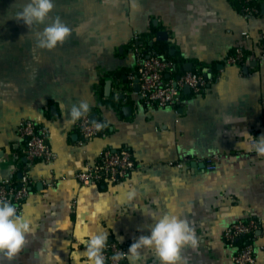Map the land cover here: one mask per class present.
I'll use <instances>...</instances> for the list:
<instances>
[{"label":"crops","instance_id":"0c3cea01","mask_svg":"<svg viewBox=\"0 0 264 264\" xmlns=\"http://www.w3.org/2000/svg\"><path fill=\"white\" fill-rule=\"evenodd\" d=\"M25 3L0 0V182L17 180L22 170L32 180L21 215L33 231L11 264H86L77 237L95 231L121 244L131 264L128 248L148 234L150 212L192 226L198 244L181 249L187 264H236L223 232L253 218L254 264H264V154L256 151L264 137V0L251 15L232 0H54L44 24L31 27L14 18ZM57 16L71 36L52 50L39 48L37 34ZM136 35L147 48L169 45L174 62L166 77L190 64L207 85L196 95L184 87L175 106H147L136 90ZM237 46L245 59L228 63ZM82 102V113L101 120L103 131L79 142L71 110ZM24 119L45 129L51 160L27 166L18 131ZM119 148L135 164L126 177L77 181L104 149ZM138 264L160 260L145 248Z\"/></svg>","mask_w":264,"mask_h":264},{"label":"built area","instance_id":"2783aa9c","mask_svg":"<svg viewBox=\"0 0 264 264\" xmlns=\"http://www.w3.org/2000/svg\"><path fill=\"white\" fill-rule=\"evenodd\" d=\"M241 4L244 14L255 13L260 0H234ZM245 37H248L244 33ZM131 48L136 57V68L134 76L137 79L138 94L143 102L150 107L162 108L177 105L184 97L183 88L187 86L191 94H199L207 85L202 75L197 70H186L177 76H168L172 68V62L159 56L152 48H147L141 38L136 35L131 41ZM245 49L237 46L233 53L226 57L228 63H241L245 59ZM259 58L264 59V54ZM122 89V84H119ZM77 126L83 142L86 139L97 136L100 130L98 121H91L88 114L82 113ZM19 135L23 138L21 153L28 160L27 166L35 159L45 161L53 158V153L46 141L45 129L29 119L22 120L18 125ZM182 166V163L177 164ZM134 160L131 152L126 148L117 150L104 149L93 163H87L79 170L75 178L80 184H95L99 182L114 183L127 176L134 169ZM207 168L213 169L214 164L209 163ZM17 184L12 180L5 179L0 182V202L8 201L14 203L17 211L21 214L22 204L29 193L32 180L26 170L20 171ZM259 223L249 218L247 220H235L229 224L224 232L223 238L226 244L234 247L235 253L232 260L236 264H254L255 246L253 242L238 245L244 236L258 232ZM105 264H127L123 246L115 241L106 244L103 250Z\"/></svg>","mask_w":264,"mask_h":264},{"label":"clouds","instance_id":"9594fccd","mask_svg":"<svg viewBox=\"0 0 264 264\" xmlns=\"http://www.w3.org/2000/svg\"><path fill=\"white\" fill-rule=\"evenodd\" d=\"M54 8V0H26L22 9L14 18L22 21L28 27L33 24H44L46 18ZM72 34L70 29L59 16L45 24L43 30L37 34V46L52 50L63 44ZM87 104L82 102L79 107L71 110V119L75 120L86 110ZM250 135V134H249ZM256 151L264 154V137H260ZM135 197V191L128 193V199ZM154 223L148 225V234H142L132 242L128 248L131 264H138L141 250L148 248L159 257L160 264H187L181 255L185 246L195 248L198 244L192 226L186 219L178 215L164 212L145 213ZM33 231L32 221L17 211L14 203L0 202V264L7 260L9 264L23 250L27 243V236ZM78 244L83 243L86 264H105L103 250L108 241L107 232H90L86 240L77 237Z\"/></svg>","mask_w":264,"mask_h":264},{"label":"trees","instance_id":"16d2710c","mask_svg":"<svg viewBox=\"0 0 264 264\" xmlns=\"http://www.w3.org/2000/svg\"><path fill=\"white\" fill-rule=\"evenodd\" d=\"M232 1H233V3L237 4L239 6V8H241V10H242V6H241L240 3H238V2H236L234 0H232ZM151 48L154 49L159 56H161L163 58H166V59L170 60L171 62L173 61V59H172L173 57H171L169 55V45L167 43H162V44L157 45V46L156 45L155 46H151ZM231 53H233V51ZM245 54L247 55L246 51H245ZM174 70H177V69L175 68ZM193 70H197V69H193ZM98 122L100 123V127H101L100 130H99V133H98V135H99L103 131V122L101 120H98ZM16 181L17 180L15 178L12 179V183L13 184H17ZM255 236H256V232H252V233L244 236L242 239H240L236 243L240 246V245H243L244 243H247V242H253L254 238H256Z\"/></svg>","mask_w":264,"mask_h":264},{"label":"water","instance_id":"95a60500","mask_svg":"<svg viewBox=\"0 0 264 264\" xmlns=\"http://www.w3.org/2000/svg\"><path fill=\"white\" fill-rule=\"evenodd\" d=\"M158 38H159V36H158ZM191 65L190 64H188L187 66H185V70H191ZM137 80V79H136ZM137 82V81H136ZM137 85H138V83H137ZM110 88H111V79L110 78H108L107 80H106V85H105V89H106V92H109V90H110ZM185 88H187V86H185ZM138 89H139V86H136V90L138 91Z\"/></svg>","mask_w":264,"mask_h":264}]
</instances>
